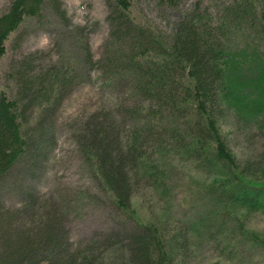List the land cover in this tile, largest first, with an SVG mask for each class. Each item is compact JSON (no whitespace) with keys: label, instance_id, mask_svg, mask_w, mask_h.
I'll use <instances>...</instances> for the list:
<instances>
[{"label":"trees","instance_id":"trees-1","mask_svg":"<svg viewBox=\"0 0 264 264\" xmlns=\"http://www.w3.org/2000/svg\"><path fill=\"white\" fill-rule=\"evenodd\" d=\"M106 1L109 32L100 58L78 27L79 61L38 65L37 54H29L7 76L14 90L0 92V264H195L191 254L214 243L264 245V235L248 227L252 213L264 211V165L241 161L223 127L231 117L264 131V0H226L213 14L196 7L170 31L137 0ZM158 1L174 8L183 0ZM48 6L67 22L58 0L10 1L0 15V63L10 36L28 19L41 21ZM95 73L117 100L102 99L72 133L74 145L97 189L134 227L77 245L65 208L49 210L29 188L18 209L2 200L6 185H17L15 167L49 141L63 102ZM168 153L208 167L190 208L172 198L177 164ZM142 190L158 197L163 212L155 221L133 206Z\"/></svg>","mask_w":264,"mask_h":264},{"label":"rangeland","instance_id":"rangeland-1","mask_svg":"<svg viewBox=\"0 0 264 264\" xmlns=\"http://www.w3.org/2000/svg\"><path fill=\"white\" fill-rule=\"evenodd\" d=\"M10 1L0 0V15L7 12ZM137 1L143 13L165 31H170L173 21L196 7L213 14L226 2L183 0L178 6L170 8L158 0ZM58 3L65 12L67 22H63L48 6L41 21L26 20L8 39L7 54L0 63V92L14 90V83L7 76L13 63L29 54H37L38 65H50L62 57H73L79 61L83 54L75 36L78 27L86 28L84 33L88 36L94 58L101 57L109 32L107 1L58 0ZM92 79L76 87L63 102L54 119L53 136L49 141L41 143L15 167L13 176L21 191L18 192L14 188L17 185L11 181L6 185L2 200L6 208L18 209L25 199L24 191L29 188L47 199L49 205L46 208L49 210L53 206L65 208L70 238L77 245L100 233L119 231L121 228L126 232L134 227L131 219L97 189V183L74 145L72 133L88 114L98 108L102 99L109 96L117 100L114 97L118 92L105 91L100 81L96 80V73ZM232 119L228 118L223 126L232 150L241 161L264 165V131L254 121L249 125H235ZM168 160L177 164L170 170L172 198L182 208H190L204 188L202 181L207 179L208 167H197L192 160L176 153H168ZM148 192L139 191L133 200L134 208L145 220L157 218L163 212L161 207L156 206L158 197ZM157 194L160 195L159 192ZM248 227L264 235V211L252 213ZM198 254H191L195 264H264V245L260 243H245L238 248L229 242L222 245L214 243L212 247L207 246L201 256Z\"/></svg>","mask_w":264,"mask_h":264}]
</instances>
